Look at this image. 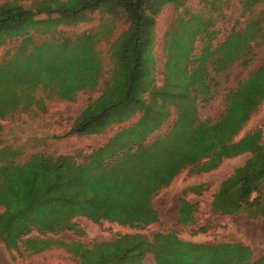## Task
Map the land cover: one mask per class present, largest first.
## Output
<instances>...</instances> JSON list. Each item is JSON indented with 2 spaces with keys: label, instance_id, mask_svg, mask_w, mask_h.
I'll list each match as a JSON object with an SVG mask.
<instances>
[{
  "label": "trees",
  "instance_id": "obj_1",
  "mask_svg": "<svg viewBox=\"0 0 264 264\" xmlns=\"http://www.w3.org/2000/svg\"><path fill=\"white\" fill-rule=\"evenodd\" d=\"M259 2L264 0H241L240 17H245V22H239L222 37V28H213L210 21L178 13L164 37L166 61L161 85L156 81L153 54L156 17L166 3L186 6L184 0H40L31 8L13 1L1 4L0 35L6 29L16 34L15 26L25 29L43 13L78 19L86 11L99 9L114 19L125 15L128 21L127 28L110 43L108 77H104L105 62L91 31L78 35L60 31L37 44H32L31 35L24 37L15 55L0 65L1 118L18 110H32L34 105L41 108L43 101L35 95L38 88L50 89L51 97L71 101L79 91L89 89L100 94L75 117L67 136L101 134L138 113L142 127L128 141L142 156L135 160L122 157L123 166L126 159V170L114 166L105 169L103 158L112 154L116 141L132 129H123L118 135L120 140L114 137L81 165L67 163L61 157L48 159L34 154L39 163L29 171L33 175L27 172L28 178L4 179L12 182L3 193L13 207L8 213L22 210L28 204L27 198L41 193V205L33 210L32 220L42 228L60 230L61 223L75 214L95 220L115 219L111 210L123 205L138 206L136 217L141 218L135 219L137 224H150L159 221L154 196L185 170L194 175L207 173L218 168L224 158L252 150L261 160L259 170L249 171L253 160L237 167L220 183L212 210L234 215L255 208L264 215V133L256 130L237 139L264 102V58L247 76L226 85L235 68H248L258 51L264 49V8L258 13L254 9ZM218 5L221 0H215V7ZM215 103L218 105L212 108L213 114L205 115ZM172 116L165 131L150 138ZM40 174L45 175L43 182L49 185H32L29 179ZM131 186L145 196L144 204L134 200L137 194ZM210 189L207 183L183 189L179 223H198L195 204L187 195H202ZM255 193L258 195L253 199ZM86 199L108 201L106 211L99 215L82 212ZM27 242L34 253L51 246L65 248L77 264H144L148 254L153 255L156 264H264V253L254 257L253 249L241 241H188L173 231L152 236L140 231L124 233L92 244L32 237Z\"/></svg>",
  "mask_w": 264,
  "mask_h": 264
},
{
  "label": "rangeland",
  "instance_id": "obj_2",
  "mask_svg": "<svg viewBox=\"0 0 264 264\" xmlns=\"http://www.w3.org/2000/svg\"><path fill=\"white\" fill-rule=\"evenodd\" d=\"M12 1L14 4L31 8L40 0H0V5ZM184 3L186 6L179 7L173 3H166L156 17L153 54L156 59L155 77L160 85L164 80V63L166 61L164 37L166 32L173 27L178 13L183 12L186 17L195 14L200 21H210L213 28H222L220 37L230 31L233 26L239 25V22L244 23L246 20L245 17H240L241 0H221V5L216 7L215 0H184ZM263 8L264 2H259L254 7L255 13L260 12ZM111 16L99 9L86 11L78 19L43 13L36 16L34 22H30L25 29H17L15 26L18 31L16 34H11L6 29L0 35V65L15 55L23 38L28 35H31L33 39L32 44H37L50 40L60 31L67 35H78L85 31H91L98 40L97 48L102 53L106 74L108 73L106 69L111 65L110 43L128 26L125 15H121L118 19ZM258 52L257 58L248 68L239 67L232 71L230 81L226 85H233L239 79L247 76L249 71L260 63L264 58V49ZM108 76L109 74H106L104 77ZM99 94L98 90H81L77 93L76 99L71 101L56 96L51 97L50 89L38 88L35 95L36 98L42 99L43 107L38 108L34 105L32 110H18L8 117H0V193L2 194L0 195V264H77V259L65 248L59 246H51L38 253L31 252L27 242L29 237L55 238L65 241L80 240L92 244L96 241L113 240L124 233L138 231L150 236L156 232L173 231L180 238L195 242L241 241L253 249L254 257H259L264 253V215L255 208H249L234 215H223L212 210L213 197L218 191L220 183L233 174L237 167H245L253 160V167L249 171L256 173L259 170L261 160L255 156V152L252 150H245L239 155L224 158L218 168L207 173L194 175L185 170L170 186L163 188L154 196L153 206L159 214V221L150 224H137L138 220L135 219L141 218V216L136 217L140 211L138 206L129 208L123 205L111 210L115 219L106 217L95 220L87 215L75 214L70 220L61 223L60 230L42 228L32 220L33 210L41 205V193L37 197L38 193L35 194L34 191L33 195L26 199L28 204L25 208L8 213L13 207L9 204V199L3 197V193L6 194L5 192L11 187L12 182L4 179H8L9 176H13V179L28 178L27 172L39 163V159H35L34 154L46 155L48 159L50 156L58 159L61 157L67 163L81 165L84 161H89L92 154L103 149L111 139L114 137L117 139L123 129H132L131 133H123L121 141H116L111 155L101 157L105 162L103 167L110 169L114 166L119 171L126 170V159L129 156L134 160L141 158L140 150L136 149L133 142H128L132 138L131 134L136 131L141 132L142 127L138 123L139 113L121 124L112 125L101 134L67 136L75 117ZM217 105L218 103H215V106L207 108V111L204 112L205 115L213 114L212 108H216ZM172 119L173 116L162 129L151 133L150 138L164 132ZM256 130H262L264 133V102L259 112L252 117L237 139H242ZM118 140H120L119 137ZM122 157H127L124 166L121 163ZM29 173L33 175V172ZM41 174L34 179H29L32 185L33 183H39L38 187L40 184L49 185V183L43 182L46 177ZM197 182L207 183L211 187L202 195L192 193L187 195L189 199L191 198L190 201L195 204L198 223L195 225L179 223V198L182 196V191L185 187ZM135 187L131 186L141 198L134 195L136 197L134 200L139 203H142L143 200L146 202L145 196ZM16 193L21 195L20 192L16 191ZM114 194L115 192L111 193V195ZM257 195L255 193L253 199ZM107 206L108 201L86 199L80 209L89 215H99L106 211ZM86 210L88 212H85ZM131 218L135 221H130ZM202 228L206 231H201ZM144 264H156L153 255L148 254Z\"/></svg>",
  "mask_w": 264,
  "mask_h": 264
},
{
  "label": "crops",
  "instance_id": "obj_3",
  "mask_svg": "<svg viewBox=\"0 0 264 264\" xmlns=\"http://www.w3.org/2000/svg\"><path fill=\"white\" fill-rule=\"evenodd\" d=\"M200 183H201V182H200ZM200 183L197 182V183H194V184H191V185L200 184ZM189 200H191V198H190Z\"/></svg>",
  "mask_w": 264,
  "mask_h": 264
}]
</instances>
